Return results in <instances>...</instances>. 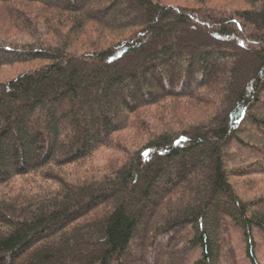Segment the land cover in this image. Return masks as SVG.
I'll list each match as a JSON object with an SVG mask.
<instances>
[{
  "label": "trees",
  "instance_id": "16d2710c",
  "mask_svg": "<svg viewBox=\"0 0 264 264\" xmlns=\"http://www.w3.org/2000/svg\"><path fill=\"white\" fill-rule=\"evenodd\" d=\"M49 1L0 0L10 26L31 39L21 53L0 47L17 57L8 64L46 62L0 84V264H189L197 251L193 264H226L231 233L259 264L263 203L242 200L230 179L264 170L230 169L224 151L256 158L264 142V108L255 109L264 99V0H240V10L129 0L124 19L106 22L119 0L90 9ZM104 31L131 35L107 46L95 41ZM179 99L201 104L204 119L163 126L147 112L184 119ZM243 123L249 134L240 135Z\"/></svg>",
  "mask_w": 264,
  "mask_h": 264
},
{
  "label": "rangeland",
  "instance_id": "374dc122",
  "mask_svg": "<svg viewBox=\"0 0 264 264\" xmlns=\"http://www.w3.org/2000/svg\"><path fill=\"white\" fill-rule=\"evenodd\" d=\"M58 1V0H57ZM56 0H51L49 1V3H52V5L54 4H59V5H63V2H67L68 0H59L57 3ZM83 2L81 3V8H85V9H90V5H91V1L92 0H82ZM158 2H161L167 6H171V7H184V8H188V9H203L204 5L201 6L199 4H196L194 0H156ZM76 4H78L79 2L76 0L75 1ZM130 4L129 0H119L118 4L116 7H114L110 12L107 13V15L105 16V18H103V20L101 22H106L111 20L114 17H118L121 19H124L125 14L123 12L122 6L124 7V5L126 4ZM80 4V3H79ZM210 4V3H209ZM214 6H218V7H225L228 10H240V9H247V6L241 2L240 0H213ZM8 5V4H7ZM6 5V6H7ZM15 6L13 8H17V6L24 8L28 11L30 10H35V7L31 6V5H25V4H14ZM64 6V5H63ZM72 6V5H71ZM5 6L3 7L0 4V47L3 50L6 49H13L18 51L19 53H21L22 48L27 45L28 43H31V39L30 37H28V35L26 33H23L17 29H14L10 26L9 24V19L10 17H7V14H5ZM32 13H34L32 11ZM133 14L135 16H142L140 15L138 12H133ZM33 15V14H32ZM13 26V25H12ZM94 26L90 25L88 26V34L91 32V36H95V34H93L94 32ZM105 35H101L98 39L95 38V41L98 40L101 42H104L107 44V46H111L112 44L115 45L116 43H118L119 41H123V39H127L130 37V33L125 34L123 36L120 37H116L113 36L112 33L104 31ZM87 33V32H86ZM82 40V38H81ZM73 53L77 54V55H83L85 52L91 51L90 49H88L87 47H80V46H75L72 49ZM17 55V54H16ZM19 56V55H18ZM15 57L14 55H9V53H5L2 54L0 53V84H7L9 81L13 80L14 78H16L17 76H20L24 73H28L36 68L41 67L42 65H44L46 62H42V61H36V62H32V63H22V62H17L15 64H8V62H10L11 60H14ZM21 58V57H19ZM209 64L211 62H208ZM174 86L171 85L169 87V89H174ZM116 86H112V90H116ZM92 91L91 86H86L84 87V91ZM158 93V92H157ZM172 93V92H171ZM180 94V93H179ZM178 94V95H179ZM158 96V95H157ZM87 97V96H86ZM93 98V97H92ZM90 98L87 97V101H89ZM178 103H180V106L182 108L181 112H186V114H188V116L184 117V119H178V117H174L173 115V119L170 118L168 112L165 113L164 115H162V110H160L159 108H149L147 109V112H149L151 115H154V119L160 120L162 125L164 126V124H166V121L169 120V122L172 121H178V125L180 126H184L185 124H191V123H196L197 121L203 120L205 117V108L198 103H195L194 105H189L185 99H179L177 100ZM114 100H111V103H114ZM60 103H64V101L62 100ZM263 105V107L261 106ZM260 107L264 108V99L262 100V102L260 103V105H256L255 109H261ZM184 110V111H183ZM188 112V113H187ZM264 114V111H259L257 113V115H261ZM69 115L66 114L65 118H69ZM162 118V119H161ZM155 123V122H154ZM154 123H152L154 125ZM27 127H29V129H31L32 127L30 125H27ZM251 131L248 130V126L246 125V123H243L240 127V135H244V134H249ZM141 136L143 135L142 133L140 134ZM257 137H259V135H255ZM142 140V137H141ZM264 140V138H263ZM255 150L256 152H253L252 155L254 154H258L259 157L256 158H249V159H245V160H240L237 162L236 160L232 159V155L233 151L231 150H227L224 151L225 153L227 152V155L229 156V160L234 161L232 163L228 164V168L232 169V168H237L239 167L241 168H246L248 170V173L251 172L253 170V167H261L262 170H264V158L262 156H264V142H262L261 145H256L255 146ZM193 158V161L195 162L197 160V155H195ZM236 161V162H235ZM232 165H236V166H232ZM8 169H10V164L8 163V165H6ZM255 171V170H253ZM29 178H25L24 181H26L27 185H29L30 187H37V183L38 181L33 179V180H28ZM29 181H34L33 182V186L31 185V183ZM232 185L234 186V189L236 190L237 194L242 198V200H245L248 203H263L262 205H260L261 208H263L264 211V172H252L251 174H249L246 177H235V178H231L230 179ZM19 180L15 181L12 183V185L9 187L11 188V190H13V192H17L18 189H20L23 185ZM164 188V187H163ZM1 192V191H0ZM113 195H115L114 193H112V195H109V197H112ZM222 210H228L229 206L228 204L223 200L220 202V206H219ZM151 208V207H150ZM148 208V209H150ZM259 208V207H257ZM258 231V230H257ZM254 231V239H255V248H256V256L255 258L257 259L259 264H264V233H261V231L258 232ZM183 236V237H182ZM185 236H186V232H184L180 238L178 239L179 242V246L182 248V245H185ZM228 241H230V248H229V252L227 255V262L226 264H249L248 261L245 258V253H244V246L242 244V238L240 237V235H237V233H231L228 236ZM161 242L162 241H158ZM160 246V244H159ZM137 251L138 248H136ZM133 254H135V250L133 249ZM223 252H221V258H225V254H224V250H222ZM138 253V252H137ZM199 253L198 251L196 253H194L193 257L189 264H193L194 261H196L198 259ZM146 257L145 255L142 256ZM130 258H133L130 256ZM125 263L131 261V259L126 258L123 260Z\"/></svg>",
  "mask_w": 264,
  "mask_h": 264
}]
</instances>
